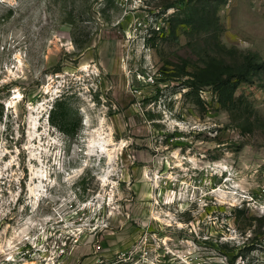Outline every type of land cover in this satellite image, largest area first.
<instances>
[{
    "label": "rangeland",
    "instance_id": "1",
    "mask_svg": "<svg viewBox=\"0 0 264 264\" xmlns=\"http://www.w3.org/2000/svg\"><path fill=\"white\" fill-rule=\"evenodd\" d=\"M0 247L264 264V0H0Z\"/></svg>",
    "mask_w": 264,
    "mask_h": 264
},
{
    "label": "bare ground",
    "instance_id": "2",
    "mask_svg": "<svg viewBox=\"0 0 264 264\" xmlns=\"http://www.w3.org/2000/svg\"><path fill=\"white\" fill-rule=\"evenodd\" d=\"M45 174H42V177H45L44 176ZM37 179H38V177H37ZM41 182H43V180H41ZM37 187V188H36ZM35 188L36 189H32L30 192H31V198L32 199H36V198H38V199H40L41 198V194H40V192H41V189H40V185H38V186H36ZM0 251H2V249H1V247H0Z\"/></svg>",
    "mask_w": 264,
    "mask_h": 264
},
{
    "label": "trees",
    "instance_id": "3",
    "mask_svg": "<svg viewBox=\"0 0 264 264\" xmlns=\"http://www.w3.org/2000/svg\"><path fill=\"white\" fill-rule=\"evenodd\" d=\"M51 121H52V119H51ZM51 123H52V122H51ZM249 244H250V243H249V240H247V242L244 243L243 247H244V248H246V247L249 248Z\"/></svg>",
    "mask_w": 264,
    "mask_h": 264
},
{
    "label": "built area",
    "instance_id": "4",
    "mask_svg": "<svg viewBox=\"0 0 264 264\" xmlns=\"http://www.w3.org/2000/svg\"><path fill=\"white\" fill-rule=\"evenodd\" d=\"M118 263V262H117Z\"/></svg>",
    "mask_w": 264,
    "mask_h": 264
}]
</instances>
